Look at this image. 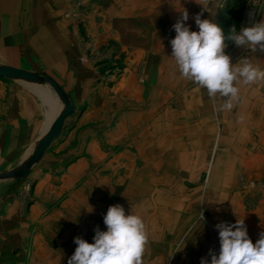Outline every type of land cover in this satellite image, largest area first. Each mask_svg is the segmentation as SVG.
<instances>
[{"label":"rangeland","instance_id":"374dc122","mask_svg":"<svg viewBox=\"0 0 264 264\" xmlns=\"http://www.w3.org/2000/svg\"><path fill=\"white\" fill-rule=\"evenodd\" d=\"M71 1L79 23V62L93 70L98 89L86 99L71 96L79 101V110L74 109L27 178L0 181V264H67L77 247L74 238L92 243L95 227L106 231L103 216L117 203L145 222L143 264L210 260V249L219 253L214 226L222 221L244 219L255 243L259 234L253 220L264 177L247 170L242 157L241 170L224 169L231 167L235 137L245 140L247 147L249 135H262L263 123H251L248 117L264 112V81L235 85L238 99L226 110L221 107L223 98L208 100L204 90L180 75L170 58L169 41L176 35L172 25L183 8L189 13L186 24L198 31L193 17L201 6L194 0ZM253 10L254 20H264V0H246L244 9L239 0H212L202 19H212L227 35L233 25L238 31L249 26ZM225 51L234 64L250 57L264 68V55L232 42ZM23 84L48 99L49 103L40 99L46 115L60 111L63 104L48 84ZM46 123L17 166L31 153ZM68 131L73 134L69 140ZM73 166L78 172L71 190L57 197L45 187L39 190L51 179L67 181ZM87 187L95 213L87 215L80 206L71 218V206L62 205L88 197ZM42 197L50 201L34 216L33 207ZM62 215L66 219L58 225L54 219Z\"/></svg>","mask_w":264,"mask_h":264},{"label":"crops","instance_id":"0c3cea01","mask_svg":"<svg viewBox=\"0 0 264 264\" xmlns=\"http://www.w3.org/2000/svg\"><path fill=\"white\" fill-rule=\"evenodd\" d=\"M73 13L71 0H0V65L51 77L68 94L74 109L78 111L79 101H74L71 96L76 94L86 99L96 94L98 87L95 86L93 70H87L88 66H82L79 62V23ZM94 40L96 41L95 36ZM38 94L40 96L24 86L23 82L0 78V170L17 166L18 159L22 158L37 140L44 120H47L44 128L46 129L57 114H45L41 100L47 102L48 99L42 97L40 92ZM256 120H260L264 126V112L257 118H254L253 114L251 117L249 115L248 121L255 124ZM68 132L69 140L73 134ZM260 132L262 135L258 138H251L249 135L247 147L244 146L245 140L237 137V141L235 137L236 141L234 140L231 146V167L224 170H241L242 157L246 161L247 170H254V175L257 174L258 178L262 175L264 177V128L259 130ZM75 165L79 168L81 164L78 162ZM75 168L73 166L68 169L71 176L66 177L67 181L51 179L43 187L40 186L39 190L45 187V190H51L50 193L56 197L62 195L63 191L71 190L78 172ZM63 175L68 173L61 172V176ZM88 186L90 187V183ZM91 192L88 188V197L81 202L77 198H71L62 205L71 206V218L77 216L76 209L80 206L86 208L84 211H87V215L95 213L89 212L90 208L95 207ZM259 195L260 204L253 220L257 234L261 228L264 231V227L258 223L264 224V190ZM49 201L50 199L42 197L33 207L34 216L41 213ZM5 209L7 206H4L2 211ZM65 210L67 211L68 207ZM14 213L16 214L15 211ZM65 219L62 215L54 221L58 224L63 223ZM44 221H47V218H44ZM87 222L90 220L87 219Z\"/></svg>","mask_w":264,"mask_h":264},{"label":"clouds","instance_id":"9594fccd","mask_svg":"<svg viewBox=\"0 0 264 264\" xmlns=\"http://www.w3.org/2000/svg\"><path fill=\"white\" fill-rule=\"evenodd\" d=\"M194 2L201 6V11L193 17L198 31H192L186 24L188 11L184 8L179 11L180 15L172 25L176 35L169 41L170 58L180 75L204 90L208 100L214 102L219 95L225 101L222 109L231 110L239 94L235 85L264 81V68L253 64L250 57L240 58L234 64L225 49L228 42H232L237 48L264 55V20H254L253 10L249 13V26L238 31L233 25L226 35L218 23L202 19L212 0ZM200 219L205 221L202 211ZM103 222L106 231L96 226L92 243L80 236L74 238L77 247L67 264H143L148 233L142 217L131 211L126 214L125 207L117 203L108 207ZM214 227L219 234V253L210 249V260L202 257L200 264H264V231L253 243L244 219H236L235 223L222 221Z\"/></svg>","mask_w":264,"mask_h":264},{"label":"water","instance_id":"95a60500","mask_svg":"<svg viewBox=\"0 0 264 264\" xmlns=\"http://www.w3.org/2000/svg\"><path fill=\"white\" fill-rule=\"evenodd\" d=\"M0 78L33 85L48 84L59 101L63 104L60 111L54 116L53 120L44 130L30 155L24 158L16 168L6 173H0V181L8 179H23L31 174L33 167L42 160L54 140L59 137L65 121L74 112V105L61 86L47 75L26 71L12 66L0 65Z\"/></svg>","mask_w":264,"mask_h":264},{"label":"trees","instance_id":"16d2710c","mask_svg":"<svg viewBox=\"0 0 264 264\" xmlns=\"http://www.w3.org/2000/svg\"><path fill=\"white\" fill-rule=\"evenodd\" d=\"M239 5L241 9H244L246 5V0H239Z\"/></svg>","mask_w":264,"mask_h":264},{"label":"bare ground","instance_id":"6f19581e","mask_svg":"<svg viewBox=\"0 0 264 264\" xmlns=\"http://www.w3.org/2000/svg\"><path fill=\"white\" fill-rule=\"evenodd\" d=\"M29 155H30V153H29L27 156H29ZM27 156H26V157H27ZM26 157H25V158H26Z\"/></svg>","mask_w":264,"mask_h":264}]
</instances>
